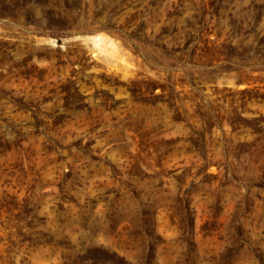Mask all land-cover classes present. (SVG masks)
Here are the masks:
<instances>
[{
  "label": "rangeland",
  "instance_id": "rangeland-1",
  "mask_svg": "<svg viewBox=\"0 0 264 264\" xmlns=\"http://www.w3.org/2000/svg\"><path fill=\"white\" fill-rule=\"evenodd\" d=\"M0 264H264V0H0Z\"/></svg>",
  "mask_w": 264,
  "mask_h": 264
}]
</instances>
